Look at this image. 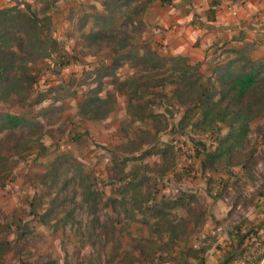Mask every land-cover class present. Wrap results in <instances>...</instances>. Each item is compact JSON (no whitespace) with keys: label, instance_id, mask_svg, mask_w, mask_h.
Masks as SVG:
<instances>
[{"label":"rangeland","instance_id":"rangeland-1","mask_svg":"<svg viewBox=\"0 0 264 264\" xmlns=\"http://www.w3.org/2000/svg\"><path fill=\"white\" fill-rule=\"evenodd\" d=\"M1 1L38 26L6 31L18 85L0 111L23 120L0 126V264H264V100L230 136L195 103L196 80L219 89L226 65L264 79L263 22L235 13L246 0H206L229 22L181 84L176 62L144 63L148 48L174 56L158 41L170 0ZM94 96L102 118L82 112Z\"/></svg>","mask_w":264,"mask_h":264},{"label":"trees","instance_id":"trees-1","mask_svg":"<svg viewBox=\"0 0 264 264\" xmlns=\"http://www.w3.org/2000/svg\"><path fill=\"white\" fill-rule=\"evenodd\" d=\"M211 11L212 10H210V12ZM22 25H25V27L38 26V21L27 11L20 10L17 3L8 8L0 9V60L4 59L7 61L6 65L0 64V95L2 94L0 99L6 98V96L18 85V80L16 78H10L8 75L9 62L13 60L9 56L13 55V53L6 54L4 52L5 48L9 49L6 42V31L8 28L11 30L15 29L14 27L16 26V29L20 32L19 38L23 40L24 36L27 34V28H19V26ZM145 56L147 59H145L144 63H150L154 69L163 66L166 60L176 62L177 64L173 65L172 70L179 78L177 83L180 84L188 80L191 72L195 70L196 65L199 64H191L187 57L181 55L164 57L151 48H148ZM221 69V75L213 81V83H219V89L213 88V90H210L207 85H203L199 80H196L198 82L196 93L199 95L195 103L200 114H202V117H198L197 123L208 122L206 121L207 119L210 123L215 121H227L229 124L227 136H230V134L236 131L234 126L235 123H239L238 130H240V133L243 132L248 125V121L254 116L256 108L263 104L264 92L260 91V84H262L264 79L258 77L259 71L257 69L231 72L227 65ZM106 102V99L98 96L88 98L84 103L86 111L82 109V112H90L93 114L92 116H94V118H102L109 112L101 111ZM183 117L187 119V113H185ZM22 120L20 115L0 111V126L3 128L15 127L19 125ZM84 200L90 202V205L95 206L97 204V199L94 190L91 189L85 193ZM165 204L166 203H161L158 207H153V214L155 212L157 216H164L163 207Z\"/></svg>","mask_w":264,"mask_h":264},{"label":"crops","instance_id":"crops-1","mask_svg":"<svg viewBox=\"0 0 264 264\" xmlns=\"http://www.w3.org/2000/svg\"><path fill=\"white\" fill-rule=\"evenodd\" d=\"M8 0H2L4 3ZM189 1H191L192 5L196 7L198 13H196L199 17H193V14L196 11L189 10ZM206 2V3H205ZM208 1L206 0H170L168 1V8L164 14L161 13L166 19L165 25H162L166 28L164 31V35L161 33V37L158 40L160 44H164L163 49L169 50L171 54L181 55L188 58L189 62L200 63L201 60L205 58V54L207 51V47L210 40L215 38V34H218L219 31L223 33L226 29L229 21H225L232 10L229 8L228 11L220 15H217V12L211 11V6L207 5ZM204 4V5H203ZM1 5V3H0ZM233 7V6H230ZM203 11V13L201 12ZM236 14L239 18H251L258 14L256 19H260L263 23L261 26L255 29L258 33L264 35V0H246L244 4L235 6ZM208 13V16H207ZM193 17V18H192ZM223 18V21L219 20ZM221 23H218V22ZM234 21V20H232ZM219 24V25H216ZM222 24V25H221ZM239 26V25H237ZM235 27V26H234ZM234 27H230L229 29H236ZM238 28V27H237ZM185 32L186 34L199 36L201 42L203 43L200 48L195 47L193 45L185 46Z\"/></svg>","mask_w":264,"mask_h":264}]
</instances>
